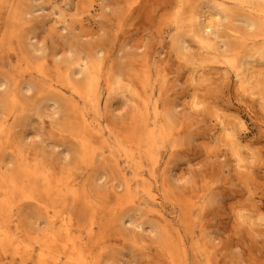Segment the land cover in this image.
<instances>
[{"label":"rangeland","instance_id":"obj_1","mask_svg":"<svg viewBox=\"0 0 264 264\" xmlns=\"http://www.w3.org/2000/svg\"><path fill=\"white\" fill-rule=\"evenodd\" d=\"M5 197L0 264H264V0H0Z\"/></svg>","mask_w":264,"mask_h":264},{"label":"bare ground","instance_id":"obj_2","mask_svg":"<svg viewBox=\"0 0 264 264\" xmlns=\"http://www.w3.org/2000/svg\"><path fill=\"white\" fill-rule=\"evenodd\" d=\"M38 0H36L37 2ZM241 2V0H240ZM42 8L39 6H35L32 10V14L36 15L37 12L41 11ZM222 17V16H221ZM225 17V16H224ZM195 19V18H194ZM246 22H250V20L246 19ZM35 39L36 37L31 36V40ZM34 41V40H33ZM36 47V45H35ZM38 47V46H37ZM39 48V47H38ZM36 50V49H35ZM28 89H31L30 86H28ZM149 138H153V132L150 133ZM154 140V139H153ZM233 143V142H232ZM239 153V152H238ZM241 155V154H238ZM239 157V156H238ZM245 160L244 157L241 155V160ZM238 162V161H237ZM245 166L247 164V161H245ZM243 163V162H242ZM241 163V164H242ZM244 165V164H243ZM241 166V168L246 169L248 166ZM238 168H240V165H238ZM159 201V200H158ZM10 202L8 200V197H5L2 199L1 207H0V246L3 251H12L14 255L20 254L21 252V244H20V233L17 232L20 229V226L17 225L14 227V231H10L7 227V222L10 217ZM69 223L70 225H65L60 230L56 231L53 227V224L56 222L55 219L50 218V226H51V232L49 233V239L50 243L49 245H55L60 240V249L62 250V254L65 257V263L63 264H87V256L84 254V246L79 242L78 237L72 235L71 231V215L69 216ZM48 246H45L44 248H48ZM32 247V245H31ZM35 245H33L32 248H30V252L32 255L37 254L38 257V264H61L60 260H58L57 257L51 256V253H44L43 249L34 248ZM52 247V246H51Z\"/></svg>","mask_w":264,"mask_h":264}]
</instances>
